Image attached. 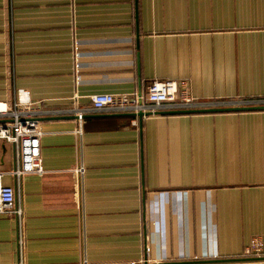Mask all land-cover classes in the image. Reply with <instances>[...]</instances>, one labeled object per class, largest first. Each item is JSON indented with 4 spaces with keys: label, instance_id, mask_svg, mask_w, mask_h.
<instances>
[{
    "label": "crops",
    "instance_id": "1",
    "mask_svg": "<svg viewBox=\"0 0 264 264\" xmlns=\"http://www.w3.org/2000/svg\"><path fill=\"white\" fill-rule=\"evenodd\" d=\"M154 80L177 81L179 99L264 98V0H0V104L23 90L47 112L44 176L19 185L0 142L24 264H264L245 257L264 242V110H90ZM19 260L0 216V264Z\"/></svg>",
    "mask_w": 264,
    "mask_h": 264
},
{
    "label": "built area",
    "instance_id": "2",
    "mask_svg": "<svg viewBox=\"0 0 264 264\" xmlns=\"http://www.w3.org/2000/svg\"><path fill=\"white\" fill-rule=\"evenodd\" d=\"M177 81L154 80L145 93L135 92L133 94H95L91 97L92 112L96 113H133L157 114L161 111H189L199 109H209L217 107H255L264 106V98L235 99L229 101H198L191 98H178ZM47 112L37 108L31 101L28 93L19 90L18 98L9 104H0V142L11 144L16 152V168L12 171L19 185L25 176L37 174L44 176L46 171L43 167L41 140L44 136L42 128V117ZM80 122H83V112L78 113ZM137 126V120L133 121ZM78 134L82 131L78 129ZM84 170L78 167L75 170L77 184L75 195L80 206L81 177ZM0 216H6L17 226L19 256L17 264H24L22 261L23 243V222L24 205L21 196L16 190L3 183L0 174ZM264 256V242L260 237H254L245 252V257L258 259ZM129 264H147V260L131 261Z\"/></svg>",
    "mask_w": 264,
    "mask_h": 264
},
{
    "label": "water",
    "instance_id": "3",
    "mask_svg": "<svg viewBox=\"0 0 264 264\" xmlns=\"http://www.w3.org/2000/svg\"><path fill=\"white\" fill-rule=\"evenodd\" d=\"M264 110V106H255V107H247V106H231V107H217V108H209V109H199V110H189V111H182L179 113H213V112H244V111H259ZM151 114H146V116H149ZM140 119L144 117V115L141 113L138 115ZM88 117V116H84Z\"/></svg>",
    "mask_w": 264,
    "mask_h": 264
}]
</instances>
